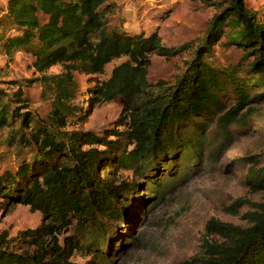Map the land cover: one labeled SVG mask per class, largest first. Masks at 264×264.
Here are the masks:
<instances>
[{"label": "trees", "instance_id": "1", "mask_svg": "<svg viewBox=\"0 0 264 264\" xmlns=\"http://www.w3.org/2000/svg\"><path fill=\"white\" fill-rule=\"evenodd\" d=\"M107 1L8 0V16L21 30L9 38L8 47L38 43L33 49L38 71L61 65L72 84L75 73L103 75L109 63L124 59L112 67L107 78L92 80L95 84L90 92L95 103L122 99L124 111L118 122L125 129L115 128L104 135L69 129L74 113L61 107L43 118L20 112L21 106H28L20 89L11 99L16 103L0 101V126L12 127V141L33 150L29 161L0 174V197L28 205L48 218L26 231L36 246L32 252L10 249L6 234L0 235V264H74L69 258L76 250L105 252L102 246L112 238L122 241L117 222L132 218L128 207L140 203L139 192L151 181L156 183L164 168L175 169L183 153L186 160L196 157L206 140L198 118L222 106L221 93L232 87L237 98L236 106L220 118L222 126L233 121L244 125L257 108L240 115V107L254 96L264 98V23L255 24L246 13L242 15L246 11L242 0H227L228 15L212 21L208 39L213 43L220 36L228 26V16L241 18L243 32L231 41L245 46L247 54H255L250 77L222 74L204 60V52L188 61L171 83L150 80L151 57L158 54L170 59L179 50L163 45L157 31L145 35L108 28ZM76 114L77 123L85 121L83 107ZM121 171H131L144 180L127 181L119 176ZM251 175L256 190L264 189V169H252ZM256 206L246 214L247 226L209 221L208 227L224 241L210 249L205 264H264V200ZM61 234H65L62 244ZM98 256L104 263V253Z\"/></svg>", "mask_w": 264, "mask_h": 264}, {"label": "rangeland", "instance_id": "2", "mask_svg": "<svg viewBox=\"0 0 264 264\" xmlns=\"http://www.w3.org/2000/svg\"><path fill=\"white\" fill-rule=\"evenodd\" d=\"M253 23H264V0H242ZM8 0H0V101L4 103L23 91L28 104L18 111L46 117L61 107L70 115L69 129H81L104 135L112 129L124 130L118 119L124 111V102L116 98L110 102L95 103L91 100L92 80L107 78L114 65L123 58L109 63L105 74L87 76L74 74L68 83L63 67L54 65L44 72L35 66L34 47H8V40L21 30L8 16ZM227 0H108L104 8L108 28L130 33L150 35L157 31L163 45L179 50L170 59L153 54L150 80H175L186 69V64L197 54L204 53V60L222 74H236L248 79L252 73L253 52L247 54L245 46L231 41L240 36L244 23L237 16H228V26L213 43L208 35L217 16L227 17ZM248 47V46H247ZM254 89V88H251ZM251 94L255 90L250 91ZM257 92V91H256ZM232 87L220 94L222 106L210 115L198 118L204 138L195 158L185 159L175 169L166 167L158 173V180L151 181L139 192L140 203L129 206L132 218L117 222L122 231L120 240L111 239L98 249L76 250L69 258L74 264H205L210 249L224 241V237L208 227L212 219L247 226L246 214L254 211L264 200V189L256 190L252 169H264V98L253 97L242 105L240 115L257 108L247 116L246 123L233 121L222 126L220 118L237 104ZM15 105V104H14ZM83 107L86 119L76 121V111ZM69 111V112H68ZM20 121L15 124V129ZM12 127L0 126V174L15 171L24 161H29L33 150L12 141ZM127 140H124L126 142ZM171 165V163H169ZM112 172V170H110ZM119 176L134 183L143 181L131 171H121ZM156 189V190H155ZM132 198V197H131ZM134 213V215H133ZM48 221L30 206L12 203L0 197V235L6 234L9 248L32 252L27 230L38 228ZM65 234L59 235L61 244ZM107 257L104 263L98 254ZM48 264V263H47Z\"/></svg>", "mask_w": 264, "mask_h": 264}]
</instances>
